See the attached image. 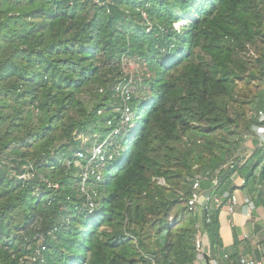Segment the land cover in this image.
Masks as SVG:
<instances>
[{
    "label": "trees",
    "instance_id": "trees-1",
    "mask_svg": "<svg viewBox=\"0 0 264 264\" xmlns=\"http://www.w3.org/2000/svg\"><path fill=\"white\" fill-rule=\"evenodd\" d=\"M109 1L0 0V264H194L198 231L209 240L206 261H219V214L234 175L264 204V144L256 142L243 165L220 168L219 205H187L194 175L209 176L208 189L233 158L235 147L222 143L232 127L259 123L264 45L252 61L243 54L264 43V0ZM126 58L143 67L132 76L136 117L102 181L86 182L98 192L88 212L76 134L101 126L97 110L109 112ZM240 81L260 87L253 99H238ZM87 89L92 104L78 97ZM238 101L254 114L245 117Z\"/></svg>",
    "mask_w": 264,
    "mask_h": 264
},
{
    "label": "built area",
    "instance_id": "built-area-1",
    "mask_svg": "<svg viewBox=\"0 0 264 264\" xmlns=\"http://www.w3.org/2000/svg\"><path fill=\"white\" fill-rule=\"evenodd\" d=\"M69 4H73L76 0H67ZM96 5L103 6L110 4L109 0H92ZM146 14L141 11V14ZM146 31L151 28L150 23L145 15ZM125 77L113 83L110 87L112 91L113 101L111 107L106 115L105 109H98L97 115H102L104 120L97 131L94 132H77L76 140L78 147L74 151V162L78 169L77 174L81 178L78 186V194L84 196V205L88 212H92L98 205L96 199L98 198V192L89 187L86 182L93 180L94 183L100 182L103 179L102 171L108 164L114 162L122 154L119 138L126 136L133 126V121L136 117V113L131 106L130 100L133 96V77L129 73H125ZM264 87V79H263ZM100 92L103 89L99 90ZM255 116L258 119L257 124L251 126V131L257 137L258 147L264 144V106L256 111ZM249 149H246L244 154H247ZM245 160L232 158L226 164L219 167L215 171L214 175L209 178L211 187L208 189H202L201 182L207 179V175L195 174L192 178L191 195L188 198V209L192 212L202 211L206 208L208 202L212 201L215 205L220 204V200L213 193V188L218 184V173L220 168L243 165ZM69 164V162H68ZM20 178H29V174H23ZM161 183V180L159 181ZM244 177L235 174L233 177V185L236 190L232 193L230 199L226 204L228 213H233L234 207L239 204V196L237 190L244 185ZM51 184L48 183V186ZM57 187V185H53ZM262 197L264 199V188L262 189ZM245 205L246 215H250L251 210L254 209V203L252 200L245 198L243 200ZM208 221V220H207ZM206 232L199 231L195 235V249L197 251V257L194 263L199 259L204 260L206 264H221L217 260L211 259L206 261L205 255H209L208 251H205V238ZM247 236L245 235L244 238ZM40 250L44 249L42 241L39 242ZM257 255L244 254L237 257L235 264H264V245L261 243L257 246ZM36 254H39V249H36ZM224 260H228V254L223 253ZM35 256L32 257V260ZM206 261V262H205Z\"/></svg>",
    "mask_w": 264,
    "mask_h": 264
},
{
    "label": "crops",
    "instance_id": "crops-1",
    "mask_svg": "<svg viewBox=\"0 0 264 264\" xmlns=\"http://www.w3.org/2000/svg\"><path fill=\"white\" fill-rule=\"evenodd\" d=\"M249 151L251 152V150ZM237 175L243 177L240 173H237ZM258 188L262 193L264 184L259 185ZM237 192L240 202L234 207L233 213H228L225 204L219 214V234L222 239L221 252L222 254L227 253L228 255L237 252L238 256L244 254L257 255V246L261 243L264 245V204H256L251 199L247 188L241 187ZM245 198L252 200L254 203V209L251 210L250 215H246L245 213V205L243 204ZM245 235L247 236L246 238H244ZM204 242L205 251H208L209 240L207 237ZM223 260L224 258L222 256L218 262L223 264ZM196 264L206 263H204V260L199 259Z\"/></svg>",
    "mask_w": 264,
    "mask_h": 264
},
{
    "label": "rangeland",
    "instance_id": "rangeland-1",
    "mask_svg": "<svg viewBox=\"0 0 264 264\" xmlns=\"http://www.w3.org/2000/svg\"><path fill=\"white\" fill-rule=\"evenodd\" d=\"M145 15L146 14H141V20H139L140 24L145 21ZM147 18V15H146ZM148 19V18H147ZM185 22H181L180 24H177L176 27H179L181 25H184ZM146 24L144 23V26ZM264 43L261 41V39H257L256 42L254 44H249L246 47V51L243 54V56H245L247 59H251L254 60L255 57L258 55V53L260 52V50L263 48ZM123 70L125 73H129L131 74L133 77H138L139 75H141V72L143 70V67H141V65L137 62H135L134 60L131 59H125L124 63H123ZM263 84V82H262ZM260 87H256V82L253 81L251 84H245L243 83V81H240L237 87V94H238V99L239 100H249V99H253V94L257 93V91L259 90ZM264 88V87H263ZM135 96H138V92L135 93ZM79 98H81L86 104H92L94 101H96V97L95 94L93 93V89H87L85 91H83L81 94L78 95ZM240 102L238 101L237 105L238 109L240 111H244L245 113V117H249L252 114H254V111L250 108L249 104H239ZM231 131H233V133H231L230 135H226V140L223 141L222 143L226 146V147H235L234 149H232V155L233 158H237V159H241V160H245L248 155H250L253 151V149L256 148L255 144L257 141V137L255 136V134L248 129H245L243 126V123H241L239 128H234L232 127ZM125 136L121 137V139H123ZM236 142H238L237 144H235ZM235 144V145H234ZM253 146V147H250ZM249 149L251 150V152L249 151L247 154H244L245 150ZM161 183L163 184L164 181L161 180ZM81 197V195H79ZM199 232V231H198ZM197 232V234H198ZM37 242L41 241V238L38 237V239L36 240Z\"/></svg>",
    "mask_w": 264,
    "mask_h": 264
}]
</instances>
